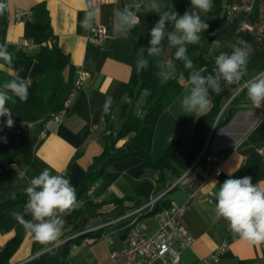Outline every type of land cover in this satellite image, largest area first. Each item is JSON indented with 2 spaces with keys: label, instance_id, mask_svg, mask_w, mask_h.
<instances>
[{
  "label": "crops",
  "instance_id": "1",
  "mask_svg": "<svg viewBox=\"0 0 264 264\" xmlns=\"http://www.w3.org/2000/svg\"><path fill=\"white\" fill-rule=\"evenodd\" d=\"M7 2L9 23L6 30V44L9 47L8 51L13 55L20 48H25L28 51L35 49V46L31 49L22 46L26 39V22L32 19V15L31 18L26 15L23 20L16 21L15 12L18 9L31 12L34 5L45 2L50 15L55 43L69 60L63 73L68 95L77 79L78 71L85 68L89 50L88 37L91 29L86 30L80 26L84 13L78 10L75 0H7ZM139 2L140 0H99L100 15L94 26L97 23H103L108 27L110 38L104 41L102 47L107 53L106 58L100 68L91 73L89 87L75 93L71 107L63 121H52L48 124V135L45 139L40 142L38 139L41 120L34 122V126L23 133L31 137L36 135L33 154L36 156L37 163L43 166L42 169L47 168L52 174H63L70 178L75 189L93 164L94 159L103 153V135L107 126L114 121L117 125L121 123L119 116L122 113V107L127 103L125 97L129 99V95L124 94L118 100L116 93L120 84L127 83L131 78L134 41L147 34L160 18L157 13L153 12L149 19H143L138 26L132 29L127 38L119 37L113 31L116 11L126 4L135 5ZM189 2L190 0H160L161 10H174L183 15L187 11L186 4ZM201 19L211 21L213 18L207 13H202ZM168 27L171 30V26ZM259 27L261 28V26ZM150 39V36L145 37L142 41V47L145 49L149 47ZM201 40L202 42L209 40L207 30L201 34ZM29 41L32 43L31 40ZM174 52L175 49L168 48L165 42L162 60H170ZM221 52L228 53L221 46L212 51L215 56ZM149 60L148 69L139 73L141 85L148 80L152 73L153 58H149ZM214 67L215 64L203 67L207 69L204 74L211 72ZM45 72L43 63L36 59L28 61L21 72H16L5 63L0 62V86L19 75L29 81L28 95H31L37 91L38 78L43 76ZM246 76L248 77L247 81H249L264 76V71L254 72L251 69ZM245 84L244 81L243 84H238L232 88H230L232 85L223 82L221 84L222 91L230 88L232 94L222 102L223 106L219 116L236 95L239 99L232 105L230 121L216 130H214V125L213 131L211 129L212 132L210 131L208 134L206 141V146L209 144L207 161L203 165H197L191 176L186 172L182 177L175 179L170 171L165 172L171 184L181 179L178 186L171 190L166 197L170 203L174 202L177 205L186 206L182 222L194 237L192 245L181 252V260L184 264H196L222 246H224V252L216 264H264V244L250 245L242 241L231 233L225 220L217 219L215 215L216 200L214 193L220 184L229 178V172H231L232 178L250 176L253 184L264 181V104L260 108H256L247 99L246 91L239 95ZM187 86L188 83L181 94L158 118L151 147V160L153 162L162 156L168 143H180L179 149L182 152L192 147L193 129L198 117L184 114L178 104V99ZM140 95L145 98L146 92H142ZM209 95L212 98L216 93L209 90ZM109 96L112 97V104L109 111L104 112L105 100ZM133 109L134 106L128 108L127 112L130 110L134 112ZM141 113L142 110L140 109L137 114ZM6 119L0 120V129H2L0 130V162L5 159L7 152L14 147L13 143L10 142L11 128L4 124ZM210 134L212 135L210 136ZM3 138H6V142ZM124 142L125 139L120 140L117 146H121ZM206 146L200 156L205 152ZM21 157L20 154L13 159L18 161ZM195 164L196 162L193 166ZM218 166L221 173L214 175ZM26 168L29 171L35 169L32 165ZM40 172L34 175H38ZM157 176L158 171L146 169L144 161L138 156H130L112 164L104 177L101 178V183L98 181L94 183L96 185L94 193L102 198L103 203L98 219L93 221L96 224L93 223L92 227L99 225L100 220L108 221L117 218L116 216L122 211L121 208L117 207V199H125L122 204L125 212L131 211L132 205L135 203L150 199L154 195ZM30 180L31 178L25 170L19 171L16 185L20 191H23L29 186ZM210 195L212 201L205 199ZM75 216L74 210L71 215L62 217L66 222L60 241L55 247L66 241H70L71 245L70 253L62 264H93L95 262L105 264L111 260L113 251L125 247L129 233L128 220H123L114 227L86 232L98 233V239L91 243H85L84 239L92 235L78 239L79 233L73 232ZM143 221L150 232L157 229L155 217L148 216ZM15 233L14 227L6 232L0 230V251ZM104 233H109L111 244H107L102 238ZM51 248L53 246L35 242L26 230L20 247L10 259V264H24ZM132 264L146 263L136 260Z\"/></svg>",
  "mask_w": 264,
  "mask_h": 264
},
{
  "label": "trees",
  "instance_id": "2",
  "mask_svg": "<svg viewBox=\"0 0 264 264\" xmlns=\"http://www.w3.org/2000/svg\"><path fill=\"white\" fill-rule=\"evenodd\" d=\"M3 2L8 4L7 0H3ZM249 3V0H212V10L207 14L213 19L211 21L203 20L209 25L207 29L209 40L206 42L200 40L196 45L187 46V54L193 62L194 69L215 64L216 56L212 51L217 46L213 45V42L218 40L219 46L225 48L230 54L233 45L238 40H242L252 49L247 73L251 69L254 72L264 71V0H257L252 11H246L245 7ZM232 6H236V10H232L230 8ZM31 13L32 19L26 22L25 38L32 41L35 49L32 51H28L25 48L18 49L13 55L11 64L0 60V62L5 63L16 72H21L28 61L36 59L43 63L46 71L43 76L38 78L37 91L28 95V99L25 102L15 99V103L11 101L8 103L14 120V125L11 127L10 141L14 147L7 152L5 159L0 162V230L6 232L14 227L16 233L1 249L0 264H10V259L20 247L26 234V229L13 215L15 212H22L28 199L25 190L20 191L16 185L19 171L25 170L32 179L36 176L34 175L35 173L44 170L42 169L43 166L37 163L36 156L33 154L36 135L35 137H31L23 134L26 131L17 133V129L23 123H34L48 119L53 113L58 112L63 107L64 100L67 97L63 73L69 60L56 43L52 45L47 43L51 39H54V35L45 2L34 5ZM138 14L140 23L143 19L151 17V13L145 14L143 8H141ZM8 23L7 7L0 14V46L7 47V49L9 48L6 44ZM244 23H249L253 29L244 30L242 28ZM147 36H150V31L134 41L131 78L127 83L120 84L116 93L118 100L124 94H128L131 102H127L122 107V113L119 116L121 123L117 125L116 121H114L107 126L103 135V153L94 159L93 164L76 187L77 202L85 199L90 186L103 178L112 164L130 156L140 157L144 161L146 169L158 171L154 190V195H158L171 184L165 175L166 171H170L175 179L182 177L186 172L191 176L195 172L197 165H203L207 161L209 144L206 146V141L208 134L214 125V130H216L226 125L231 119L232 105L238 101V95L231 100L220 116L219 114L222 110V102L232 94L230 88L237 85H232L230 88L224 89L211 98L212 107L204 116H199L195 122L192 136L193 144L189 150L182 152L179 149L180 143L171 142L166 145L162 156L156 162H153L151 160V147L155 125L161 113L183 91L185 85L188 83V77L192 69H185L181 61L174 60L173 54L170 60H173L177 65V76L167 83H161L157 76L158 69L156 64L162 58L154 57L152 73L148 80L141 85L139 74L135 70V60L139 48L142 47V41ZM102 47L89 44L85 68L91 73L100 68L107 56ZM247 80L248 77L245 76L240 84H243ZM245 91L246 87L240 91L239 95H242ZM142 92H146L141 107L142 113L137 114L132 110L127 112L128 108L135 105ZM41 125L40 123L39 128H41ZM122 139H125V142L121 146H117L118 142ZM205 146L206 150L200 156ZM20 154L22 155L20 160L14 161L13 158ZM13 162L18 164L17 169L11 166ZM195 162L196 164L193 166ZM30 165L35 168L34 171L33 169L31 171L27 168L25 169V167ZM124 201L125 199L116 200L117 207L122 210L116 217H120L128 212H125L122 207ZM148 201L149 199H146L143 202L135 203L132 205L131 210L141 207ZM102 203L103 200L100 203L86 200L83 207L77 206L78 208L75 209L76 220L73 223V232L80 233L78 239H83L88 235H98V233H85L84 231L96 224L93 221L98 219ZM169 205L170 202L167 197H162L156 203L153 210L147 214V217L166 209ZM25 219H30V217L26 216ZM104 221L100 220L98 224ZM70 246V241H66L30 259L24 264H62L70 253Z\"/></svg>",
  "mask_w": 264,
  "mask_h": 264
},
{
  "label": "clouds",
  "instance_id": "3",
  "mask_svg": "<svg viewBox=\"0 0 264 264\" xmlns=\"http://www.w3.org/2000/svg\"><path fill=\"white\" fill-rule=\"evenodd\" d=\"M79 11L84 13L80 26L86 30L93 28L100 15L99 0H75ZM192 10L180 15L174 10L162 11L160 0H140L135 5H125L115 13L113 31L122 38H127L132 29L140 24L141 8L145 14L157 13L158 22L150 30L149 47L139 48L136 54L135 70L137 74L148 69L149 58L161 57L168 48H174V60L181 61L185 69H192L188 77V86L178 99L184 114L197 117L204 116L210 109L211 92L219 94L222 82L227 85H238L247 74V67L252 49L242 40L233 45L231 53L221 52L215 57V67L194 69L192 60L187 54L188 45H196L201 34L209 25L201 19L202 13L212 10V0H190ZM8 4L0 0V14ZM171 26V30L169 27ZM219 46V41L213 42ZM0 60L11 64L13 54L7 47L0 46ZM157 76L161 83H167L177 76V65L173 60H158ZM29 81L17 75L0 86V117H7L4 124L11 128L14 125L12 112L7 106L15 99L25 102L28 99ZM246 97L251 104L260 108L264 104V76L246 82ZM126 102H131L125 97ZM112 97H107L104 112H108ZM2 130V129H0ZM6 142V138H3ZM215 184L217 182L214 181ZM27 202L22 212L13 215L31 234L32 239L41 245H58L63 233L65 220L62 218L77 208V193L70 178L63 174H52L47 168L30 180L26 187ZM215 196V215L217 219L227 222L234 236L250 245L264 244V181L252 183L250 176L229 178L220 184ZM28 216L30 219H25Z\"/></svg>",
  "mask_w": 264,
  "mask_h": 264
},
{
  "label": "built area",
  "instance_id": "4",
  "mask_svg": "<svg viewBox=\"0 0 264 264\" xmlns=\"http://www.w3.org/2000/svg\"><path fill=\"white\" fill-rule=\"evenodd\" d=\"M256 1L257 0H249L250 3L245 7L246 11H252ZM230 8L232 10H236L237 7L232 6ZM186 10H192L190 2L186 4ZM26 15H29L31 18L32 13L30 11L27 12L25 10L18 9L15 12V20L21 21ZM242 28L244 30L253 29L252 25L249 23H244ZM108 38H110L108 27L103 23H97L90 31L88 42L91 45L101 47L103 46L104 41ZM55 42V39H51L47 43L52 45ZM22 46L31 49L34 47V44L28 39H25L22 43ZM90 79L91 72L88 69L82 68L78 71L77 79L72 90L64 100L63 107L58 112L53 113L48 119L41 121L42 125L38 133L39 140L45 139L48 135L47 127L50 122L63 121L65 115L68 113L71 107L73 96L76 92L87 89L89 87ZM6 118L7 117H0V120ZM33 126L34 123L32 122L23 123L22 126L17 129V133L27 131ZM181 148L183 149V147ZM11 166L14 169L18 168V164L16 162H13ZM220 173L221 170L218 166L214 171V175H219ZM180 180L169 185L158 195H153L149 201L141 207L135 208L121 217L104 221L101 224L90 227L84 231L85 233L94 232L100 228L114 227L119 222L128 220L129 233L125 247L121 250L113 251L111 254V260L105 264H132L136 260H141L146 264H184L181 260V252L185 248L191 246L194 242L193 235L182 222V216L186 210V206H180L174 202H171L169 207L166 209L154 213L152 216L157 220V229L153 232L149 231L148 226L143 221V219L147 217V214L153 210L156 203L162 197L166 196L169 191L176 187ZM95 189L96 185L92 184L86 193L85 199L79 200L77 206H82L86 200H91L95 203L102 202V198L95 195ZM205 199L212 201L211 195ZM102 238L107 244H111V241L109 240V233H104ZM97 239V236H91L84 239V242L91 243ZM223 252L224 246L215 250L209 256L198 261L196 264H216ZM93 264L103 263L95 262Z\"/></svg>",
  "mask_w": 264,
  "mask_h": 264
},
{
  "label": "rangeland",
  "instance_id": "5",
  "mask_svg": "<svg viewBox=\"0 0 264 264\" xmlns=\"http://www.w3.org/2000/svg\"><path fill=\"white\" fill-rule=\"evenodd\" d=\"M245 82H247V81H245ZM244 83V82H243ZM144 100V96L143 95H140L139 97H138V99H137V101H136V103H135V105H134V112L135 113H138L139 112V110L141 109V107H142V105H143V101ZM99 183H101V179L98 181Z\"/></svg>",
  "mask_w": 264,
  "mask_h": 264
},
{
  "label": "water",
  "instance_id": "6",
  "mask_svg": "<svg viewBox=\"0 0 264 264\" xmlns=\"http://www.w3.org/2000/svg\"><path fill=\"white\" fill-rule=\"evenodd\" d=\"M212 131H213V129H212ZM212 131H211V132H212ZM211 135H212V134H210V136H211Z\"/></svg>",
  "mask_w": 264,
  "mask_h": 264
}]
</instances>
